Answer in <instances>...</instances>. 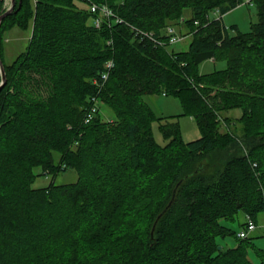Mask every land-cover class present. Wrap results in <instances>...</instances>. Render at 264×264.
Returning <instances> with one entry per match:
<instances>
[{"label": "trees", "instance_id": "trees-1", "mask_svg": "<svg viewBox=\"0 0 264 264\" xmlns=\"http://www.w3.org/2000/svg\"><path fill=\"white\" fill-rule=\"evenodd\" d=\"M243 1L15 0L0 22V264H264L254 237L222 222L241 211V228L246 214L259 226L264 213V0L247 1L257 15L247 31L222 19ZM167 25L190 35L185 50L168 48ZM13 27L27 44L8 62ZM207 59L224 66L201 72ZM154 93L181 113L157 115L143 99ZM180 115L198 138L182 139ZM67 168L75 181L32 186L37 169Z\"/></svg>", "mask_w": 264, "mask_h": 264}, {"label": "rangeland", "instance_id": "rangeland-1", "mask_svg": "<svg viewBox=\"0 0 264 264\" xmlns=\"http://www.w3.org/2000/svg\"><path fill=\"white\" fill-rule=\"evenodd\" d=\"M219 14L220 13L216 12V10L209 12L210 17H217L219 16ZM183 16L189 18V8L184 9ZM256 17V6L253 3H248L246 0L222 14L224 24L234 25L240 31L249 30L250 24L256 20ZM174 28L177 33H180L178 26H174ZM26 34L27 33L25 31L18 29L17 27H13L5 31L3 41L4 61L9 62L20 50H22V46L27 44V40L21 37L25 36ZM190 38V35H184L181 40L169 44L168 48L174 51L185 50L189 44ZM222 66H224V62L222 61L207 59L200 63L199 69L201 72H208L214 68H220ZM143 99L152 107L157 115L168 116L181 113V106L179 104V101L173 96L154 93L144 95ZM99 111L102 117L107 120L114 117L113 111L104 104L99 105ZM231 112L232 111H230L229 113ZM175 119L178 121L181 137L184 141H190L199 137L200 133L197 125L190 116L180 115ZM157 127L158 122L154 121L152 123V132L154 138L157 142L163 144L164 141ZM36 171L40 174L36 177L34 183L32 184L33 187H44L48 185L51 180H53L55 184H61L73 182L77 179L76 172L71 168L60 170L55 176L51 175L50 173L44 174L42 173V171H40V169H37ZM241 221H244V216L241 211L236 214V219L234 221L222 220L223 223H226L237 232L242 229L239 225ZM258 224L259 226L255 230L250 232L247 237H254L253 242L255 243V245L264 249V235H262V231L264 230V227L262 226L264 224V213H260L258 215ZM219 242L220 244L224 245V247H227L232 246L235 240L232 235H226L224 238H219ZM248 253L251 257H253L252 250H249Z\"/></svg>", "mask_w": 264, "mask_h": 264}, {"label": "built area", "instance_id": "built-area-1", "mask_svg": "<svg viewBox=\"0 0 264 264\" xmlns=\"http://www.w3.org/2000/svg\"><path fill=\"white\" fill-rule=\"evenodd\" d=\"M2 1V4H1V7L0 9L1 10H6L9 6H10V0H0ZM246 1H249V0H246ZM89 7H90V10L92 12H96L99 10L100 14L103 16V17H106V19H109L111 17H113V19L117 22H120L121 19H119L118 17H116L114 15V13L111 11V9L105 4V3H102V4H97V3H93V2H89ZM217 12V11H216ZM103 17H96L94 19V24L96 27H99L100 24H101V21L103 19ZM227 27V26H226ZM228 28V27H227ZM165 32L166 34L168 35V42L171 44V43H175L179 40H181L182 38V35H180L179 33H177L174 29L173 26L171 25H168L165 27ZM149 35H151V33H149ZM155 41L159 44H162V41L158 40V39H155ZM113 66V62L112 60H108L105 62L104 64V67H105V70L101 73V78L103 80L106 79L107 75H108V72H109V69ZM93 81L99 86L102 85V83H99L97 82L96 79H93ZM92 100V104L90 105L86 115H85V122H88L90 121L93 116L95 115L96 111L98 110V105H97V100L95 97H92L91 98ZM44 174H48L47 171L44 172ZM245 218H246V226L245 228H242L240 231L237 232V236L240 237V238H245L247 237V235L252 232L253 230L256 229L257 227V224L253 221L252 217L249 215V214H246L245 215Z\"/></svg>", "mask_w": 264, "mask_h": 264}, {"label": "water", "instance_id": "water-1", "mask_svg": "<svg viewBox=\"0 0 264 264\" xmlns=\"http://www.w3.org/2000/svg\"><path fill=\"white\" fill-rule=\"evenodd\" d=\"M11 1V4L10 6L3 12L0 14V22L2 20V18L8 14L9 12H11L12 10H14V5H15V0H10ZM20 6V1H18V4H17V7L15 10H17ZM0 75H1V80H0V89L1 87L3 86V84L5 83L6 81V75H5V70H4V66H3V63H2V60L0 59Z\"/></svg>", "mask_w": 264, "mask_h": 264}, {"label": "crops", "instance_id": "crops-1", "mask_svg": "<svg viewBox=\"0 0 264 264\" xmlns=\"http://www.w3.org/2000/svg\"><path fill=\"white\" fill-rule=\"evenodd\" d=\"M23 39L25 38V40H27V34L25 36H21ZM26 45L22 46L21 49H23Z\"/></svg>", "mask_w": 264, "mask_h": 264}, {"label": "bare ground", "instance_id": "bare-ground-1", "mask_svg": "<svg viewBox=\"0 0 264 264\" xmlns=\"http://www.w3.org/2000/svg\"><path fill=\"white\" fill-rule=\"evenodd\" d=\"M219 10V9H218ZM225 30V29H224Z\"/></svg>", "mask_w": 264, "mask_h": 264}]
</instances>
